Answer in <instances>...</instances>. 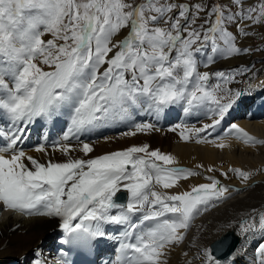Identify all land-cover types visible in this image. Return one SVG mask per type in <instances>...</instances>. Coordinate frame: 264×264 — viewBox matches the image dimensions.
Here are the masks:
<instances>
[{
    "label": "snow or ice",
    "instance_id": "snow-or-ice-1",
    "mask_svg": "<svg viewBox=\"0 0 264 264\" xmlns=\"http://www.w3.org/2000/svg\"><path fill=\"white\" fill-rule=\"evenodd\" d=\"M258 25H264V0H0V203L56 219L61 245L89 255L99 257L101 245L115 241V258L106 264H168L179 246L195 248L183 252L185 264H236L238 253L216 255L222 241L215 250L186 241L196 216L243 189L208 175L207 183L172 193L179 181L202 173L175 166L171 154L147 143L90 156L94 146L81 137L122 123L131 125L124 136L159 131L156 123L177 109L211 120L194 129L172 127L184 141L221 125L235 107L252 100L229 86L252 69L210 74L200 68L217 56L252 51L236 41ZM206 51L211 54L202 60ZM212 76L217 83H210ZM141 112L156 123L136 122ZM62 121L67 130L52 148L65 160L42 162L24 150L35 125ZM228 132L245 143L264 144L236 123ZM34 151L50 155L43 143ZM229 173L245 186L252 177L239 168L221 176L230 179ZM257 231L254 251L257 264H264V212L253 209L238 234ZM17 264L24 261L18 258ZM53 264L65 262L54 258Z\"/></svg>",
    "mask_w": 264,
    "mask_h": 264
},
{
    "label": "bare ground",
    "instance_id": "bare-ground-1",
    "mask_svg": "<svg viewBox=\"0 0 264 264\" xmlns=\"http://www.w3.org/2000/svg\"><path fill=\"white\" fill-rule=\"evenodd\" d=\"M262 56L263 54L250 51L249 53H240L234 58L226 59L221 57V60L218 59L216 63H212L207 68L201 66L200 71L209 72L212 67H224L227 71L243 66L252 69L246 76L241 75L236 77L239 79L237 83L240 89H242L240 91L245 96L251 97L252 100H249L244 105L235 107L227 120L221 125L209 129L207 132L200 133L199 137L195 136L193 132L192 139L189 141H184L179 135H176L179 134V132L170 133L172 131L167 130L160 131L161 139H159L158 142L155 141L156 139L153 135L148 134L149 132L142 137H138V134L134 137L127 136L122 138L121 141L124 148L133 144L147 143L150 145L151 149H159L163 153L171 154L175 158V166L180 167L181 165H188L194 167V169L200 170L202 175L179 181L177 185L170 190L172 193L190 190L199 183H207L208 181L205 177L208 175H213L220 179L223 184L228 185L231 189L244 186L242 191H234L230 199L218 203L215 206H210L207 211L196 216L188 231L189 240L186 241V243L190 245L194 244L201 249L205 247L210 248V243L225 235L228 230H234L240 237V241L229 256L231 257L232 254L238 253V255L235 256L236 264H257V254L254 249L256 247V242L260 239L261 233L258 231L255 233L250 232L246 237L238 233L239 224L253 214V209H255L257 213L264 212V171H258L259 169H264V144L252 142L245 143V141L238 138L235 133H229L228 126L231 123H236L257 141L264 140V77L257 78L260 71L263 70L262 66L258 65L259 59ZM177 111L173 112L168 118L173 120L176 113H179V111ZM143 115L148 117L146 114ZM185 119L188 120L189 117L186 116L184 120ZM193 119L199 120L200 125L198 126L204 123H211L209 118L205 120H201V118ZM150 120L155 121L152 117H150ZM162 120L166 121L164 118H161L159 121ZM121 125L122 126H116L115 128L125 129L128 127L127 124L122 123ZM61 126L64 127V125L58 124L54 125L52 129H50V127H43L42 130L33 127L32 134L29 138L37 135L38 137H44V134L47 135L49 133L50 135L58 134V138L63 135V131L67 130V128L66 130L63 128L64 130L61 132ZM115 128L109 126L104 128V130H106L107 133L111 132L110 135H113L118 133L114 132L116 131ZM194 128L197 127H191V129ZM104 130L98 129L94 132L100 135L105 133ZM94 132L87 134V137H81V141L89 142L88 140L90 139L87 140V138ZM207 135L210 137H207ZM54 138L56 139V137ZM54 138L51 140H55ZM204 139H207L209 142L205 143ZM39 140L40 139L36 140V145L41 143ZM71 140L78 143L76 139ZM48 141L49 140L46 142ZM46 142L43 144L46 145ZM89 143H92L94 146V151L89 154L90 156L107 153L110 151L108 150L109 147L117 148V145H114V143L112 146H106L102 141L98 143L99 145L96 144L97 146H95L92 141ZM219 143H224L226 147H216ZM72 145L76 144L73 143ZM24 146L28 145L23 144L22 147ZM26 150L29 152L28 149ZM36 153L37 152L32 155L38 156L39 154ZM73 155L76 157L82 156L83 154L74 153ZM37 156V159L44 162L51 159L54 155L52 157L50 156L51 158H45V155L43 156L42 154L40 157ZM65 159L66 157H64L61 152H58L52 160L62 162ZM197 165H203V167L197 168ZM208 167H212L216 169V171L209 173L206 171ZM235 167L252 173V177L247 182V186L242 183L235 173H229L230 179H225L221 176L222 171H228L229 168ZM157 190H161V186H157ZM60 231L61 229L56 219L37 215H24L8 209L0 203V264H14L18 258H28L32 252L37 255L46 253V256H50V261H53L55 258V242ZM54 232V236L49 238V235ZM55 235H57V237ZM117 246L118 244L115 241L109 240L105 242V249L112 254L113 259L115 258L113 249ZM184 251H190L191 253L195 251V248L179 246L172 249L169 253L168 264H185V257L183 256ZM33 257L34 256H31L32 259ZM30 259L28 258V260Z\"/></svg>",
    "mask_w": 264,
    "mask_h": 264
},
{
    "label": "rangeland",
    "instance_id": "rangeland-1",
    "mask_svg": "<svg viewBox=\"0 0 264 264\" xmlns=\"http://www.w3.org/2000/svg\"><path fill=\"white\" fill-rule=\"evenodd\" d=\"M193 2H196V0H193ZM230 30H232V31H234L235 32V29L234 28H231ZM249 32H250V34H249V36L248 37H239L238 39H237V41H236V43H237V45L239 46V47H241V48H244V47H248V48H250V49H252V52H254V53H258V54H263V56L259 59V62H258V65L260 66H262V69L263 70H261L260 71V73H259V75H258V77L257 78H260V77H264V25H258V26H253V27H251L250 29H249ZM45 39H50L51 38V36H50V34H46V36L44 37ZM257 49H261V50H257ZM209 54H211L210 53V51H206V53L205 54H203V55H201V59L202 60H206V56L207 55H209ZM218 59H220L221 60V57H219V56H217V57H215V59H214V63H216L217 62V60ZM227 59V58H226ZM221 63H223V62H221ZM216 71H225V72H229V71H227L224 67H212V69H211V71H210V74H212V73H215ZM255 71H257V70H255ZM209 72V71H208ZM239 81V79L238 78H236V80H235V82L232 84V85H229L230 87H232V88H234V89H236V90H242V89H240V87H239V85H238V82ZM210 83H212V84H215V83H217V80H216V78L214 77V76H212V78H211V80H210ZM243 91H244V89H243ZM178 111H179V113L177 114L176 113V116L174 117V119L173 120H170L169 118L168 119H166V121L165 120H162V121H159V123H156V121H152V120H150V116H145V115H143V114H145V113H140V117L139 118H137L136 119V122H140V118H142L145 122H151V123H156V127L159 129V131H152V132H149L148 134L149 135H153L154 137H155V141L156 142H158L159 141V139H161V133H160V131L162 132V131H164V130H167V131H171V128L172 127H174L175 125H183L184 127H187V129H191V127H201V126H198V125H200V122H199V120H196V119H193V118H196L195 116H188L189 117V119L187 120V119H185L184 120V118L186 117V115L182 112V111H180L179 109H177ZM177 111V112H178ZM185 116H184V115ZM174 115V114H173ZM149 118V119H148ZM200 118H201V120H205V119H207V117H205V116H200ZM66 119V118H65ZM114 128L117 126H122L121 124L119 125V124H117V125H112ZM127 128H122V129H117V128H115V130L116 131H114V132H118V133H115V134H113V135H110V133L111 132H109V133H107L106 132V130H104V129H102V130H104V132L105 133H102V134H100L99 136V138L97 139V140H88L89 139V137L87 138V140L89 141V142H94V144H95V146H97V145H99L98 143H101V141L106 145V146H112L113 145V143H114V145H117V148H111V147H109L108 148V150H110L109 152H111L112 150L113 151H116V150H119V149H122V148H124V146H122V138H124V137H127V136H124L123 135V133L124 132H126V131H129L130 130V128H131V125H129V124H127ZM35 127V126H34ZM48 127V126H47ZM189 127V128H188ZM64 128H65V130H66V128H67V126H66V123H65V125H64ZM50 129H52L51 127H50ZM180 131V129H178L175 133H178ZM113 132V133H114ZM147 133V132H146ZM146 133H138V137H142L143 135H145ZM170 133H174L173 131L172 132H170ZM109 134V135H108ZM45 136L44 137H38V136H32L31 138H29L28 140H27V142L25 143V145H28V146H24L23 148L26 150V149H28L29 150V154L30 155H32L33 153H35V151H34V149L33 148H35L37 145V141L36 140H38V139H40L39 141H41V143H44V142H46L47 140H51V139H53L54 137H50L49 135H50V133L49 134H44ZM176 135H179V134H176ZM40 136V135H39ZM105 137H107L108 139H105ZM207 137H210L209 135H207ZM55 139V138H54ZM51 141H53V140H51ZM50 141V142H51ZM106 141H108V142H106ZM77 144L75 141H73V140H70V141H68V143H71V144ZM97 144V145H96ZM121 144V145H120ZM138 144H142V143H138ZM46 147H47V149H48V153L50 154V155H45V158H51L53 155V157H55L56 156V154L59 152L58 150H54L52 147H48L47 146V144H46ZM121 147V148H120ZM31 148V149H30ZM112 149V150H111ZM116 149V150H115ZM33 150V151H32ZM52 150V151H51ZM27 151V150H26ZM162 152V151H161ZM53 153V154H52ZM36 154H39L38 156L37 155H33V156H37V157H40V155H41V153H36ZM104 154V153H103ZM43 156H44V154H42ZM48 156V157H47ZM51 156V157H50ZM53 157L51 158V159H53ZM180 167H185V168H190V169H193L194 171H197V172H200V170H198V169H194V167H190V166H188V165H181ZM235 168H237V167H235ZM201 173V172H200ZM202 175V174H201ZM54 234H55V232L54 233H51L50 235H49V238L51 237V236H54ZM56 237H57V235H55ZM51 239H54V238H51ZM50 239V240H51ZM30 259V258H29ZM32 259V258H31ZM30 259V260H31Z\"/></svg>",
    "mask_w": 264,
    "mask_h": 264
},
{
    "label": "water",
    "instance_id": "water-1",
    "mask_svg": "<svg viewBox=\"0 0 264 264\" xmlns=\"http://www.w3.org/2000/svg\"><path fill=\"white\" fill-rule=\"evenodd\" d=\"M217 241L223 242V248L221 249V251L216 252V255L220 256L221 252L224 255H229L238 244L239 236L235 233L234 230H228L225 235L221 236L211 243V248H213L214 250L217 247Z\"/></svg>",
    "mask_w": 264,
    "mask_h": 264
}]
</instances>
